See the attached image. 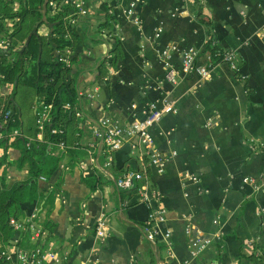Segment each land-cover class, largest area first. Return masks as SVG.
Returning <instances> with one entry per match:
<instances>
[{
  "label": "crops",
  "instance_id": "obj_1",
  "mask_svg": "<svg viewBox=\"0 0 264 264\" xmlns=\"http://www.w3.org/2000/svg\"><path fill=\"white\" fill-rule=\"evenodd\" d=\"M131 1L84 0L85 15L70 9L78 34L70 77L77 89L79 132L72 151L63 150L51 176L39 181L43 194L55 189L53 198L22 202L21 216L52 221V235L48 231L41 242L64 253L63 264H264V36L258 31L264 0H138V25L124 11ZM196 2L211 17L220 45L234 50L240 77L223 61L207 79L180 71L177 82L166 80L163 50L177 69L190 45L198 49L199 62L207 61ZM56 7L55 0L45 5L50 11ZM16 19H6L5 29ZM37 31L46 34L48 26L42 23ZM22 44L14 46L18 56ZM93 86L97 90L89 98ZM12 89L11 82H0V94ZM163 98L177 107L151 130L165 156L164 170L155 172L147 153H132L127 143L106 161L104 145L91 132L97 118L109 114L132 121L142 116L147 101ZM20 116L25 124L30 116L41 137L35 104L28 111L22 107ZM10 141L0 148L9 161L7 184L27 174L16 165L19 149ZM127 169L141 170L144 181L159 190L170 254L164 240L145 238L147 209L137 193L117 188L116 177ZM100 219L104 226L97 231ZM188 221L194 234L208 239L198 254L187 245ZM21 235L13 227L9 245ZM35 240L30 236L28 244Z\"/></svg>",
  "mask_w": 264,
  "mask_h": 264
},
{
  "label": "trees",
  "instance_id": "obj_2",
  "mask_svg": "<svg viewBox=\"0 0 264 264\" xmlns=\"http://www.w3.org/2000/svg\"><path fill=\"white\" fill-rule=\"evenodd\" d=\"M49 1L0 0V33L10 42L7 48L0 47V72L3 79L13 85L10 93L0 94V112L6 108H11L14 112L13 125L19 129V133L10 144L19 149L16 165L24 166L27 170L24 178L7 184L5 172L9 161L6 154L0 156V264L4 261L1 249L9 243L13 230L10 218L21 216L22 202L53 198L55 189L45 195L40 189L39 181L51 176L63 150L72 151L69 146L74 143L76 133L79 132L74 106L77 101V89L70 77L74 56L65 52L74 48L78 40L75 24L70 21L69 16L70 9L75 10L76 6L73 0H55L57 7L50 11L45 9ZM195 5L194 17L206 29L204 51L212 68L225 61L224 54L227 49L220 45L213 29V21L203 12L202 3L196 2ZM14 17L17 19L12 23L11 30H6L5 20ZM42 23L48 26L46 34L37 31ZM19 41L23 42L21 56L14 50ZM114 51L117 56H121L119 45L115 46ZM65 55L68 61L60 58ZM237 65L239 67L238 63ZM103 70L100 65L99 72L103 73ZM234 72L240 77L238 70ZM33 104L35 111L41 104L48 107L49 116L43 121L41 137L36 136L35 124L31 117L27 118L25 124L20 116L22 107L28 111ZM53 128L56 129L55 132L52 131ZM7 141L6 134H2L0 146L4 147ZM60 141L63 143L62 148L57 145ZM42 224L48 228L49 236L52 235V221L47 219ZM29 239L30 231L22 229L17 244L29 245ZM246 256L255 259L253 254Z\"/></svg>",
  "mask_w": 264,
  "mask_h": 264
},
{
  "label": "built area",
  "instance_id": "obj_3",
  "mask_svg": "<svg viewBox=\"0 0 264 264\" xmlns=\"http://www.w3.org/2000/svg\"><path fill=\"white\" fill-rule=\"evenodd\" d=\"M76 6L77 15H85L87 9L84 6V0H73ZM138 0L130 2L129 6L124 10L131 15L133 21L138 25L140 18L135 14V6ZM11 30V29H10ZM259 33L264 36V23L259 28ZM10 42L2 35L0 36V47L7 48ZM71 49L65 52L69 55ZM165 57V78L171 82H177V74L181 71L185 74L196 73L198 80H204L210 77L211 67L209 65V57L207 55L206 62H199V51L195 46H188L181 53L180 67L177 69L171 64V54L168 50L162 52ZM63 60L68 61V57L61 56ZM224 60L228 63L233 71L238 70L236 62V54L234 50H225ZM3 81V74L0 72V82ZM97 87L93 86L86 94L92 98L96 93ZM170 112H177V107L172 100L163 98L160 103L156 100H149L143 107V114L140 118L132 121H121L117 117L109 114H101L96 123L92 126V135L98 143L104 145L106 153V161L112 160L113 152L119 149L123 144H129L132 153L148 155V164L151 165L155 172H162L165 167V156L154 145L151 130L157 124L161 117ZM38 128H42L43 121L49 116L48 107L44 104L35 111ZM15 115L11 108H6L0 112V136L6 134L8 140H12L19 129L13 125ZM4 127V128H3ZM56 131L55 128L52 129ZM62 148L63 143H57ZM1 148V146H0ZM173 152V151H172ZM174 153V152H173ZM144 173L138 169H127L122 171L115 179L116 186L124 192H136L137 199L144 204L147 209L146 217L143 224L144 236L149 241L164 240L169 248L170 254V229L166 223V207L161 202L159 190L144 181ZM246 179V178H245ZM10 223L14 228L28 229L30 236L36 238L35 244L32 246H23L19 244H5L1 249V255L4 259L2 264H63L65 259L64 253L56 250L51 246H47L41 242V239L48 234V228L37 221L34 217H12ZM104 226L102 219L96 223L97 231ZM193 225L190 221L185 223L184 232L187 237V245L193 254H198L206 245L207 238L197 236L193 233ZM247 243H250L248 241Z\"/></svg>",
  "mask_w": 264,
  "mask_h": 264
}]
</instances>
